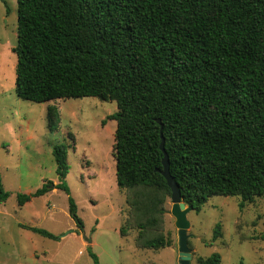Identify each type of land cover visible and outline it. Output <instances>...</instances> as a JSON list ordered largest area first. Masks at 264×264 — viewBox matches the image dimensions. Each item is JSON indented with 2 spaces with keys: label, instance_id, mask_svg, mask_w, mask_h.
<instances>
[{
  "label": "trees",
  "instance_id": "trees-1",
  "mask_svg": "<svg viewBox=\"0 0 264 264\" xmlns=\"http://www.w3.org/2000/svg\"><path fill=\"white\" fill-rule=\"evenodd\" d=\"M17 11V95L34 102L115 101L109 117L117 122L120 189L144 195L153 188L160 204L171 195L158 170L162 124L170 172L193 210L214 195L239 196L240 209L264 195V0H17ZM58 123L51 105L49 128ZM53 154L61 181L18 193V204L60 188L83 228L64 180L66 146L55 145ZM9 195L0 179V202ZM146 219L140 229L156 223ZM23 227L55 238L47 229ZM221 232L217 222L213 239ZM141 244L157 249L171 240L163 235ZM220 260L214 252L198 264Z\"/></svg>",
  "mask_w": 264,
  "mask_h": 264
},
{
  "label": "rangeland",
  "instance_id": "rangeland-1",
  "mask_svg": "<svg viewBox=\"0 0 264 264\" xmlns=\"http://www.w3.org/2000/svg\"><path fill=\"white\" fill-rule=\"evenodd\" d=\"M17 23V0H0V179L10 193L0 202V264H94L89 249L99 264H179L170 194L160 204V192L153 188L142 195L117 183V122L109 117L117 111L116 102L97 97L34 102L17 95ZM51 105L59 111L56 130L48 124ZM57 144L67 148L64 180L83 228L70 215L68 194L60 188L18 204V193L61 181L53 154ZM239 201V196L214 195L201 211L188 212L191 264L214 252L221 255L219 264H264V195L243 209ZM150 217L159 224L140 229L139 223ZM217 222L222 232L214 240ZM23 225L47 229L55 238ZM163 235L171 245L155 249L141 244Z\"/></svg>",
  "mask_w": 264,
  "mask_h": 264
},
{
  "label": "water",
  "instance_id": "water-1",
  "mask_svg": "<svg viewBox=\"0 0 264 264\" xmlns=\"http://www.w3.org/2000/svg\"><path fill=\"white\" fill-rule=\"evenodd\" d=\"M161 123V120L158 119ZM161 144L160 148L164 152L162 159L163 167L158 169L165 177L167 185L171 190V201L172 208L169 211L175 217V226L178 229V263L179 264H191V249L189 247V233L188 228L190 227V221L188 220L187 214L193 210V205H187L181 195V188L175 177L170 172V161L169 155L165 150V138L163 135V126L160 128Z\"/></svg>",
  "mask_w": 264,
  "mask_h": 264
}]
</instances>
